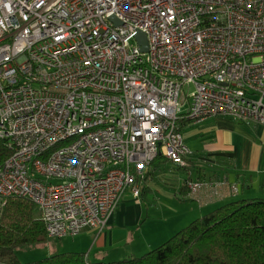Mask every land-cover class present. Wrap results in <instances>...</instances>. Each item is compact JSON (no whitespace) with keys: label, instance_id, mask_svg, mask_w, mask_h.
Segmentation results:
<instances>
[{"label":"built area","instance_id":"built-area-1","mask_svg":"<svg viewBox=\"0 0 264 264\" xmlns=\"http://www.w3.org/2000/svg\"><path fill=\"white\" fill-rule=\"evenodd\" d=\"M217 116L264 125V0H0V216L16 196L50 237L103 230L159 156L187 164L181 119Z\"/></svg>","mask_w":264,"mask_h":264},{"label":"crops","instance_id":"crops-1","mask_svg":"<svg viewBox=\"0 0 264 264\" xmlns=\"http://www.w3.org/2000/svg\"><path fill=\"white\" fill-rule=\"evenodd\" d=\"M183 122V135L191 150L187 166L180 167L164 157L156 160L142 188L145 192L147 187L154 185L157 177L161 178L169 185L168 190L162 191L167 198L174 200L171 205L185 210L168 225L165 236L224 204L239 200L264 202V125L246 124L228 116L208 117L199 123ZM189 179L217 180L221 185L218 192L204 187L202 200L198 201L185 187ZM235 183L238 191L232 187ZM143 192L140 197H134L131 192L132 197L122 198L105 228L83 230L77 239L72 240L70 251L84 252L94 263L120 260L153 247L147 239L140 245L143 241L137 237L145 232L142 231L145 224L147 227L152 225L144 218ZM153 202L160 204L164 201L153 198Z\"/></svg>","mask_w":264,"mask_h":264},{"label":"trees","instance_id":"trees-1","mask_svg":"<svg viewBox=\"0 0 264 264\" xmlns=\"http://www.w3.org/2000/svg\"><path fill=\"white\" fill-rule=\"evenodd\" d=\"M183 121L187 120L181 119V128ZM10 154L8 139L0 138V160ZM50 238L34 202L16 196L8 200L0 216V264H264V202L224 204L140 256L92 263L84 252L65 251L27 263L19 259L20 247L43 244Z\"/></svg>","mask_w":264,"mask_h":264},{"label":"rangeland","instance_id":"rangeland-1","mask_svg":"<svg viewBox=\"0 0 264 264\" xmlns=\"http://www.w3.org/2000/svg\"><path fill=\"white\" fill-rule=\"evenodd\" d=\"M193 89H194L193 86L189 88V90H193ZM185 91L188 92L187 87H185ZM186 109L187 108L184 107V110ZM166 189L167 190L169 189V185L159 177L156 178L154 185H152L151 187H147V190L145 192H143L142 189V192L144 193V195H142L141 197L142 203L145 208L144 218L146 219L145 221H147V224L151 223L152 225L147 227L145 224L142 228V231L144 230L145 232L140 233L139 235H137V237L140 241L141 240L143 241L142 243H140V245L145 243V239H147V241L152 242L153 247H151L150 249L137 251L138 254L136 255L140 256L162 245L169 238L175 235L180 229L186 227L188 224H190L193 221V220L189 221L188 223L183 225V227L175 231L172 235L170 233L168 236H165V232H167V227L169 224H173L174 218H176L178 215L185 213V210L175 209V207L171 205V201L174 202V200L171 199L170 197L167 198V196H165V194L162 191ZM130 197H132L131 189H128L124 194L123 198L127 200ZM153 198L159 201L162 199L164 202L160 204H155L153 202ZM131 201H135V200H131ZM75 239H77L76 236H68L62 239L50 238L48 242L43 244L20 247L17 250V253L19 259L23 263L42 260L56 253L70 251L71 250L69 249L70 246H73L72 240ZM138 244L139 242L136 243V246H138L137 248H139L140 246Z\"/></svg>","mask_w":264,"mask_h":264},{"label":"water","instance_id":"water-1","mask_svg":"<svg viewBox=\"0 0 264 264\" xmlns=\"http://www.w3.org/2000/svg\"><path fill=\"white\" fill-rule=\"evenodd\" d=\"M112 19L116 20L117 23H120L115 16H112ZM138 41L142 46V49L147 51L149 49V40H148V36L145 32L140 31L137 35Z\"/></svg>","mask_w":264,"mask_h":264},{"label":"bare ground","instance_id":"bare-ground-1","mask_svg":"<svg viewBox=\"0 0 264 264\" xmlns=\"http://www.w3.org/2000/svg\"><path fill=\"white\" fill-rule=\"evenodd\" d=\"M51 238H53V237H51Z\"/></svg>","mask_w":264,"mask_h":264}]
</instances>
